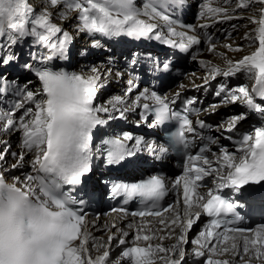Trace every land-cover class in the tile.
<instances>
[{"label": "snow or ice", "instance_id": "1", "mask_svg": "<svg viewBox=\"0 0 264 264\" xmlns=\"http://www.w3.org/2000/svg\"><path fill=\"white\" fill-rule=\"evenodd\" d=\"M59 3L61 0H49L53 7ZM183 3L184 0H143L137 6L135 0H63L64 12L61 19H67L68 14L75 11L78 13L77 19L80 23L77 30L80 32L109 39L121 36L134 40L155 39L187 52L192 45L200 44L199 37L186 31H178L175 21L166 11L173 4ZM212 3L213 0H206L200 5L201 17L206 15V9L208 18L219 13H224L225 19L239 18L229 15L227 9L212 7ZM252 4L260 5L259 19L249 18L258 25L259 38L257 41L252 34L246 33L245 39H251L254 44L258 43L257 49L239 61H228V67L224 70L210 66L205 82L209 77L215 78L216 74L228 77L242 70L251 78L255 70V80L259 87L254 88L253 93L261 103L255 101L246 85L228 89L226 84H222L216 95L223 92L225 103L242 101L249 110L264 115V0H237L236 7L249 8ZM33 12L34 9L27 0H0V37L12 45L20 38L31 36L38 44L49 49V54L43 58L45 61L66 59L68 46L72 42L71 34L51 22V14L47 9L35 15ZM158 22L166 26V31ZM187 27L194 31L192 26ZM92 46L100 47V40L94 39ZM210 50L214 51L215 46L212 45ZM139 55L132 53V65L137 63L136 57ZM13 58L7 55L0 63L8 64ZM25 67L35 73L41 82V88L32 91L25 86L23 99L6 112L0 110V131L21 133L22 148L26 150L19 154L12 153L17 159L10 167H22L26 152H32V168L38 174L44 175H27L23 179L13 176L11 182H6L4 172L0 171V264H120L125 259L129 264H154L155 252L171 253L173 257H178H159L164 264H181L185 252L180 245L187 243V231L202 214L213 218L205 231L200 233L203 240L195 241L201 249H207V255L205 251L197 253L205 257V264H233L229 259L213 258L228 253L244 259L237 251L236 237L229 233H244L248 230L229 228L225 223L223 233L215 231L222 226V210L235 215L234 204L214 195L211 189L206 194L199 193L197 182L205 176L219 173L221 168L229 170L226 176H218L227 182L221 184V187L231 186L239 192L250 183L264 182V126L255 127L253 133L244 135L236 152L222 148L220 157L216 159V167H213L208 157L201 154L188 156V160H202L207 167L189 168L186 165L184 175L171 185H166L162 175H152L138 183L113 184V195L125 196V203L134 196L145 201V210L128 213L141 218L161 217L162 211L153 209L157 208L159 201L170 189L176 191L178 198L163 211L172 212L169 223L181 228V233L177 236L178 244L171 248L153 246L150 241L155 238L154 233L142 234L143 228H137L131 233L129 244L125 240V237L130 236L129 231L121 230L119 237L110 235L107 244L93 245L97 253L93 256L87 246L89 235L83 231L86 229V214H83L82 209L73 207L83 204L84 201L76 200L70 192L61 191V188L63 185L75 187L82 184L83 178L92 171V132L98 125L107 123L99 114H107L108 119H113L115 117L112 112L116 110L120 117H124L130 108H117V105L123 103L120 96L109 100L106 105L95 103L101 76L96 68H92L91 73L85 75L54 71L50 67L34 69L28 64ZM169 67L168 63L162 65L164 71ZM105 75H111V69ZM6 83L4 77L0 76V95L6 92ZM128 83V93H131L134 85L131 80ZM141 99L151 101L153 106L150 107L147 102L140 104ZM170 103L172 102L168 97L144 89L136 96L133 107H142L145 113H153L154 123L151 127H159L175 117L179 127L175 132L167 130L171 133L169 138L174 144L187 147L185 133L192 131L191 121L186 114L172 110ZM26 104L30 106L26 107ZM212 107L215 108V105ZM20 110L21 114L17 116L16 113ZM243 119H246V113L232 116L225 122L226 130L232 131ZM132 139L131 134H125L122 140L103 139L96 147L97 158H103L106 165L120 163L138 150L141 143L139 139L131 148L124 143ZM145 148L153 153L168 151L167 147L154 143L145 144ZM6 151L7 148L0 151V160L4 159ZM203 151L201 149V153ZM189 172H194L195 175L189 177ZM180 195L183 197L182 201ZM119 211L126 212L125 209ZM236 219L239 220L240 217L236 216ZM159 222L165 224L164 219ZM127 228L132 229L133 225L129 223ZM114 238L119 245L125 247L115 261H112L109 259L108 248ZM141 241L145 242V246H139ZM229 241L232 242L229 244ZM101 248L104 251L101 252ZM250 248L252 255L245 264H251L253 259L264 260V226H261V231L256 232L253 238H243V253H249Z\"/></svg>", "mask_w": 264, "mask_h": 264}, {"label": "bare ground", "instance_id": "2", "mask_svg": "<svg viewBox=\"0 0 264 264\" xmlns=\"http://www.w3.org/2000/svg\"><path fill=\"white\" fill-rule=\"evenodd\" d=\"M28 1L29 0H27V2ZM222 1L223 0H219V4H222V7L224 9L228 10L229 15H232L233 17H235V16H237V17L243 16L246 18L248 17L245 21V24L246 25L251 24V26L245 27V29H243L239 35H237L236 37H233L232 39H224L222 41H218L216 43H213L212 45L215 46V50L207 53V61H206V64L204 66V69L196 73V75L197 74L199 75V78H196L195 77L196 75L193 76V75L189 74L183 80V83H185V87H191L196 82L195 84L197 86L194 87L193 89L192 88L187 89L185 94L195 95V97H198L202 101L205 102V105L208 106V108H206L205 114H203L201 118H203L206 122L214 123L213 119H215L219 115H223V114L229 115L227 121L234 115H238L241 113L248 114L249 118L247 120H245L244 122L236 125L235 128H233V131H234V130H241V128H243L245 126V124L248 123L249 120L253 121V122H259L260 117L255 115V113H257V112L249 110L242 101H236L234 103H225L224 102V93L221 92V94L219 96L216 94H213L214 91L212 90V88H213V86L215 87V85L219 82H220V84H226V81L228 79V81L230 82V84H228V85L226 84L228 89H234L237 86L246 85L249 89V92L251 94H253L255 101L258 103V97H256V95L253 93V89L259 87V85H257L256 80H255V75H254L255 70H253V74L251 75V78H249V76L246 75L245 72L242 70L244 75H242L243 73L242 74L237 73V74H240V76L235 75L236 77H234V78H233V76L225 77L223 75L216 74L215 78H211V80H209L210 79V77H209L207 80L208 82H206L205 84L200 83V82H202V81L205 82V77L208 76V71H209L210 66H217L221 70H224L228 67V61H233V62L239 61L244 56L252 54L257 49L258 43L254 44L251 39H245V34L246 33L252 34L255 37V39L258 41V38H259V33L257 31L258 25H257V23L250 21L249 18L255 17L256 19H259L258 10L260 8V5L258 4L256 6L255 5L250 6L249 8H243V10H241V9H238L236 7L237 2L235 4H228V3H223ZM30 2L34 5L35 8L39 9L40 11L47 9V11L51 14L52 23L60 26L63 30L68 31L71 34V36L73 37L71 44H75V42H81L82 41L84 44L87 45L86 47H93L92 42L94 39H97L96 35L95 36L92 35V39H90L88 36H86L84 38V36H83L84 32H80L77 30V27H78L76 24L77 14L75 11L70 12L68 14L67 19H61V14L64 12V6H63L62 0H61V3L57 4L55 7H53L49 4V0H30ZM226 2H230V1H226ZM192 5L194 7L193 3H192ZM191 12H193V10H191ZM209 31H211V28H209ZM242 41H246V42H242ZM19 42L20 41H18L17 44H18V46H21V45H19L20 44ZM201 45H203L202 42H201ZM228 45H230L231 47L230 48L227 47ZM100 47L103 48L102 44ZM234 49H239V50H234ZM16 50H18V49L13 50V52L15 53V55H14L15 59H12L8 64L0 63V76L4 77L6 82H7V80L11 79L10 75L13 74V72L11 70L14 69L17 64L21 65L24 62V60L20 57V56H22V54H21L22 50H19L18 54H16ZM100 51H102V50H100V48L93 47L91 50H89V48H88L87 49L88 54L86 56L90 59L94 54H99L101 56ZM2 52H4L6 54V56L8 54L5 52L4 47L2 49L0 48V60H2L4 58L3 56L1 57ZM39 52L42 53L43 57H46L49 54V49H47L46 47L41 45L39 47ZM67 52L69 54L67 57V61L69 63V64H67V67L69 69H75V65L77 62L71 61L72 54L74 52V46L72 48L68 49ZM112 53L118 57V61L120 62L122 56L117 53L116 48H112ZM38 55H39V53H38ZM81 55H83V54L81 53L80 56ZM108 55L111 56V54L107 52V56ZM80 56H79V58H80ZM44 62H45L44 59L43 60H41V59L37 60V56H36V64H35L36 66L39 64H42ZM193 63L194 62L192 61L191 64H193ZM72 64H75V65H73V67H72ZM96 64L98 66H101L102 68H105L104 73H107L108 69H111V75H105V78L103 79V81H101V83L106 86V88L100 89V91H101L100 95H101V93L103 94V96H101V100H104L105 98L108 97L105 95V92L109 89V86H110L109 83L117 80L119 82H123L120 84H124V80L126 79V76L123 75L122 78L120 79L118 77V74L122 73V72L120 70H115L112 67H110L109 65H107L105 62V59H103V63H96ZM96 64H94V66ZM58 65H60V63H58ZM79 65H78V67H79ZM84 65H87V64H84ZM89 69H90V67H89ZM18 76L20 78V80H19V82H20L24 78V75H18ZM27 76H29V75H27ZM219 76H223V79L221 78L219 82L215 83V81L218 79ZM30 78L31 77L29 76V79ZM24 86H26V85H24ZM10 87L11 88L16 87V91H14L11 94H8L7 93L8 89L6 87V92L4 94L0 95V103L9 100V101L13 102V104H12V107H13V105L15 103H17L18 101L23 99V91H24L25 87L24 88H18L17 86H10ZM38 87H41V86L39 85ZM30 90L34 91L31 88H30ZM211 90H212V93H211ZM107 102L108 101H106V103ZM214 105H215V108L212 107ZM238 105H239V107H238ZM27 106H30V105L26 104V107ZM240 107L241 108L243 107V108L240 109ZM217 109H219V110L223 109V110H221L220 112H217L216 114L210 115V113H212L213 111H216ZM21 111L22 110L18 111L16 113V115L19 116L21 114ZM229 111H230V113H229ZM205 116H207V117L204 118ZM106 120H107V123H105L106 126L112 125L108 119H106ZM204 120H199V121L202 122ZM214 124H217V123H214ZM194 126L197 127L196 125H194ZM224 131H227L226 125L225 126H219V128L213 129L212 133L216 137L220 136L221 139H219V140L222 143H224L225 138H224V136H222V133ZM14 134L19 136L18 132L14 133V132L0 131V151H4L5 148H7V151L5 152L4 159L0 160V171L4 172V177H5L6 182H11L13 176H18L21 179H23L27 175H32V173L35 171L31 165V160L33 159L34 154L32 152H26V155L24 158L23 168L18 167V168H21L22 171L20 173H17L18 175H13L14 172H16L18 170V168L10 169L8 154L12 155V148H14V144L12 142H14V139L12 140L10 137ZM228 146H230V145H228ZM21 151H26L22 148V140L19 143L18 154ZM28 155H30V159H28ZM27 166H30V169L28 171H25ZM142 171H144V173H145L147 170H146V168H142ZM149 173L150 172H148L146 174H149ZM104 174L106 175L105 172H104ZM217 174L221 175L223 173L219 171V173H217ZM96 175H98V170L96 168H94L89 173L90 178L87 180H84V182L87 184H90L91 189L100 190L101 192H103L100 186L96 187V189H94V187H95L94 180L97 181L96 177H95ZM137 175L138 174H136L134 177H136ZM124 177L129 178L128 176H124ZM214 179L215 178H213L212 182L214 181ZM180 207L182 208L183 205L181 204ZM172 216H173V213L170 211L165 213V214H162V216L160 218H156V219L144 218V217L141 219H138V218H129L128 219V217H126L124 215L113 214V215H109L106 218L103 217L100 222H99V220L97 221L93 218L88 219V216H86V219H85L86 229H84L83 231H86L87 234L89 235V240H88L87 246L90 248L93 256L96 255L97 253L95 251V248L90 245V241L94 240L95 241L94 245L107 244L108 238L110 235L115 234V237H117L120 235L121 230H127V231H129L130 236L125 237V240L130 244L131 239H129V238H131V233L134 232L137 228H143L144 229V233H142V234H153L154 233L155 238L152 241H150V243L153 246L162 245L165 248H171L173 245L178 244L177 236L181 233L180 227H178L176 225H171L169 223ZM201 217L203 219L204 215L202 214ZM161 219L165 220V224H161L159 222ZM197 222L198 221H196L193 224L191 229L194 227V225ZM129 223H131L133 225L132 229L127 228V225ZM113 225H115V227H113ZM149 230H151V231H149ZM189 230L186 233V240H187V242L191 241L192 244L190 246H188V248H187L186 243H182L180 245L185 252V256L182 260L183 262H185L186 260L190 261L188 259L189 257L191 259H193L194 255H197V253L199 251H205L206 255L208 254L206 248L201 249L195 243L196 240L202 241L203 237H201L200 234H198L195 238L193 237L194 238L193 240H190ZM218 231H220V230H218ZM258 231H261V229H257L256 231H254L250 234H247V235L246 234L229 233L230 236L236 237V243L238 245L237 251H239L240 254L243 255V257H244L243 260L240 258V256H236V255H233L231 253H228L224 256H218V257L214 256L213 258L229 259L233 262V264H245V262L248 260V257L252 255V250L250 248L249 253H247V254L243 253V250H242L243 249V238L246 236L249 239H251L255 236L256 232H258ZM169 232H171V235H168ZM160 237H163V239H160ZM114 240H115V238L111 241V245L108 248L109 251H111L110 249L113 246ZM231 242L232 241H229V244ZM139 246H145V242H143V241L139 242ZM100 251L102 252V251H104V249L101 248ZM119 255H120V253H119ZM186 255H191V256L186 257ZM159 257L178 258V257H173L171 253L155 252L154 256H153L154 264H164V261L159 259ZM109 259H111V252H110V258ZM122 261H125V264H129V262L126 259L122 260ZM251 264H264V260L253 259L251 261Z\"/></svg>", "mask_w": 264, "mask_h": 264}, {"label": "rangeland", "instance_id": "3", "mask_svg": "<svg viewBox=\"0 0 264 264\" xmlns=\"http://www.w3.org/2000/svg\"><path fill=\"white\" fill-rule=\"evenodd\" d=\"M226 1H230V2H226ZM223 3H228V4H235L236 2H237V0H223L222 1ZM256 6V5H258V4H252L251 6ZM194 6H195V4H194ZM192 8H193V5H192ZM238 9H241V10H243V8H238ZM235 17H237V16H235ZM248 18V17H247ZM246 17H243V16H241V17H239V18H233V19H230V21L229 20H227V21H225L224 22V24H221V23H216L215 24V29H223V28H225V33L224 34H221V32H220V30L218 31H216L215 32V34H214V36L216 35V36H218L219 35V33L221 34V37H220V35L218 36V37H220L219 39H217V40H213L212 42H211V44H213V43H216V42H218V41H222V40H224V39H232L233 37H236L237 35H239L240 34V32L243 30V29H245V27H250L251 26V24L250 25H246L245 24V21H246V19H247ZM209 28H211V27H209ZM209 28H208V30H209ZM212 30H211V32L213 31V28H211ZM85 33V32H84ZM83 33V36H84V38L87 36L86 34H84ZM19 43H23L25 40L23 39V38H20L19 39ZM242 42H246V41H242ZM15 45H16V47L18 48L19 46H18V44L17 43H15ZM19 45H21V44H19ZM24 45H22V47H23ZM74 46V52H73V55L74 56H72V58H71V61H76L77 63H76V65L75 64H72V67H73V65H75V69H77L78 68V65L80 64V63H84V64H87V63H85V60L86 61H93L95 64L96 63H103V59H105V57H107V51H105V48L103 47V48H101V47H96V48H100V50H102V51H100V53H104V54H101V56L99 55V54H94L92 57H91V59L90 58H88L86 55H81L80 56V54H81V45H79V43L78 42H75V44H72V47ZM72 47H70V48H72ZM70 48H68V49H70ZM89 48V50H91L93 47H86V49H88ZM37 56V60H43V55H42V53H40L39 52V55H36ZM79 56H80V58H79ZM109 56V55H108ZM86 58V59H84V58ZM107 64V63H106ZM197 65V62L196 61H194V66H196ZM240 74H242L243 73V71H241V72H239ZM240 74H235L236 76H240ZM235 75H233V78L234 77H236ZM242 75H244V73L242 74ZM18 76V75H17ZM244 77V76H243ZM10 78L11 79H14L15 78V75H13V74H11L10 75ZM222 77L221 76H219L218 77V81L216 80L215 81V83L216 82H219L220 81V79H221ZM28 79V77L27 76H25L23 79H22V81H24V80H27ZM209 80H211V78L209 79ZM208 82V81H207ZM200 83H206V82H204V81H202V82H200ZM199 83V84H200ZM116 84L117 83H115V81H112L111 83H109V89L105 92V95L106 96H109V95H111V94H113L114 92H117V86H116ZM226 84L228 85V84H230V82L228 81V79H227V81H226ZM118 86H124V84H120V83H118L117 84ZM116 86V87H115ZM214 88V87H213ZM101 92V91H100ZM101 96H103V94L101 93ZM239 104V103H238ZM238 107H239V105H238ZM243 108V107H242ZM241 107H240V109H242ZM221 110H223V109H220V110H218L217 112H220ZM213 112H215V111H213ZM213 112L212 113H210V115H212L213 114ZM217 112H215L214 114H216ZM230 112V111H229ZM244 112V111H243ZM202 117V116H201ZM207 116H205L204 118H206ZM249 118V116H248V114H246V119H243L242 121H241V123L242 122H244L245 120H247ZM250 121V120H249ZM248 121V122H249ZM215 122V121H214ZM243 128H245V127H243ZM218 137V139H221V137L220 136H217ZM12 140L14 139V142H12L13 144H14V147H15V144H16V142H17V140H18V138H17V135H12L11 137H10ZM224 142L225 143H228V141L226 140V139H224ZM214 149H216V147L214 146ZM10 159H11V155L10 154H8V160L10 161ZM28 159H30V155H28ZM30 169V166H27V168L25 169V171H28ZM22 171V169L21 168H18V170L16 171V172H14V174L13 175H18L17 173H20ZM149 172V170H147V173ZM100 179H101V177L100 176H96V180H98V181H100ZM95 181V180H94ZM96 182V181H95ZM97 186H98V184H96ZM205 189H208V187H206ZM88 219H91V217H89ZM102 219V218H101ZM101 219L99 220V222L101 221ZM129 219V218H128ZM204 219H206V217H203V219H202V217L198 220V222L194 225V227L192 228V229H190L189 230V235H190V240H191V238L192 237H194V235H195V233L198 231L197 229H199L200 228V226H201V224H202V222L204 221ZM257 230V229H256ZM117 237H119V236H117ZM129 239H131V238H129ZM94 243H95V241L94 240H92V241H90V245L91 246H93L94 245ZM187 244V248H188V246H190L191 244H192V242L191 241H189V242H187L186 243ZM125 246L124 245H118V242H117V239L115 238V240H114V243H113V246H112V248L110 249L111 251V259L110 260H112V261H114L115 260V257H117L118 255H119V253H121V250H122V248H124ZM188 256H191V255H186V257H188ZM203 258H204V256H203ZM187 261V260H186ZM186 261L185 262H183L182 261V263L181 264H186ZM120 264H125V261H121L120 262Z\"/></svg>", "mask_w": 264, "mask_h": 264}, {"label": "trees", "instance_id": "4", "mask_svg": "<svg viewBox=\"0 0 264 264\" xmlns=\"http://www.w3.org/2000/svg\"><path fill=\"white\" fill-rule=\"evenodd\" d=\"M218 30V29H217ZM216 32V31H215Z\"/></svg>", "mask_w": 264, "mask_h": 264}]
</instances>
